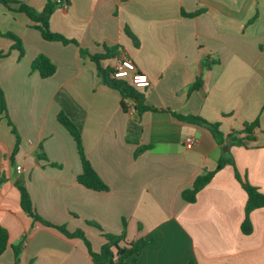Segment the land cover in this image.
I'll use <instances>...</instances> for the list:
<instances>
[{
    "label": "crops",
    "instance_id": "1",
    "mask_svg": "<svg viewBox=\"0 0 264 264\" xmlns=\"http://www.w3.org/2000/svg\"><path fill=\"white\" fill-rule=\"evenodd\" d=\"M17 1L41 12L50 0ZM198 10L204 13L182 16ZM50 27L91 53L119 46L117 57L103 65L114 68L127 55L148 76L146 104L159 111L142 116L139 140L153 148L135 158L136 146L127 142L133 109L123 111L120 94L103 85L76 45L45 41L25 14L0 4V29L21 38L25 49L20 60L13 42L0 35V52H8L0 61V87L20 139L12 163L17 136L0 114V226L9 233L0 264H15L12 245L21 242L20 264H93L83 241L23 212L18 178L41 217L70 232L82 230L95 252L105 243L103 234H122L125 222L129 242L154 240L137 264H264V208L251 214L254 230L244 235L247 195L233 166L218 171L195 203L182 196L228 152L240 175L264 193V0H63ZM39 55L57 67L54 76L31 71ZM198 78L203 87L188 95ZM61 111L79 128L108 192L77 182L82 165L58 121ZM172 112L219 123L225 137L256 121L259 128L247 148L224 151L207 129ZM187 138L194 148H187Z\"/></svg>",
    "mask_w": 264,
    "mask_h": 264
},
{
    "label": "trees",
    "instance_id": "2",
    "mask_svg": "<svg viewBox=\"0 0 264 264\" xmlns=\"http://www.w3.org/2000/svg\"><path fill=\"white\" fill-rule=\"evenodd\" d=\"M8 11L13 13L25 14L29 21L30 27L39 31L42 38L47 42H57L63 45H76L79 48V54L81 58L89 59L96 67L98 77L102 80L105 87L116 91L121 96V107L125 113H128L133 109L135 116L128 131L127 142L136 146L135 158H138L143 153L152 150V145H142L139 137L142 132L141 118L145 113L158 112L156 108H152L146 104L148 88H139L132 84L129 80L123 78H115V69L110 65L104 66L107 61L113 60L120 53L119 46L108 47L103 46V52L91 53L88 49L82 47V45L76 40H69L61 34L55 33L51 30L50 20L54 13L58 10L62 3L54 1H48L43 11L38 12L29 5L17 1V0H0ZM203 10H198L193 13L182 12V16L187 18H195L203 14ZM255 20V19H254ZM127 35L134 41L135 45H138L137 38L129 31L126 30ZM0 35L13 42L12 50H15L19 54L21 60L25 55V49L21 38L9 31H3L0 29ZM8 55V52H0V61ZM206 69L210 68V64L204 65ZM32 72H37L41 78L48 79L54 76L57 72V67L52 61L45 55H39L31 66ZM203 87L202 78H198L194 84L188 88V95H191L194 91H198ZM0 114H5L8 118V123L12 127L13 133L17 136V144L12 156V163H14V156L19 146V137L15 130L13 123L11 122L8 114V108L4 91L0 87ZM172 115L179 121L203 127L207 129L219 146L228 148L232 146L248 147L249 142L255 140V130L259 128V122L256 121L251 124H246L245 128L241 132H236L228 137H225L220 130L219 123H211L200 116H183L176 112H172ZM59 123L66 129L76 143L78 155L80 157L82 165V173L78 176L77 182L88 190L100 193H106L110 190L109 186L101 179L90 160L86 156L85 147L82 140V135L77 125L63 112L58 115ZM227 165L235 168L236 180L241 184L243 190L247 195V202L245 206V219L241 225V231L244 235H251L253 233V224L251 222V214L264 208V193H262L257 187L253 186L246 176H241L235 167V162L230 152L221 157L218 165L214 171L206 172L195 180L192 187L183 192V199L187 203H195L197 195L202 191L214 178L216 173L222 170ZM3 181H0V185ZM16 188L20 193V204L24 213H26L34 223H39L44 227L57 230L60 234L68 239H80L84 242L87 251L93 261V264H137L142 252L151 244L154 243L153 239H139L129 242L126 237V223L124 222V230L120 235L103 234L105 239L104 245L99 252H95L92 248V244L86 237L82 230L70 232L64 225H55L39 215L36 208L33 205L30 194L26 187L24 179H17L15 183ZM100 232L102 229L99 225L90 224ZM9 245V233L7 229L0 226V256L4 254ZM15 256V264H20L21 253L23 249L22 242L12 245Z\"/></svg>",
    "mask_w": 264,
    "mask_h": 264
},
{
    "label": "built area",
    "instance_id": "3",
    "mask_svg": "<svg viewBox=\"0 0 264 264\" xmlns=\"http://www.w3.org/2000/svg\"><path fill=\"white\" fill-rule=\"evenodd\" d=\"M57 3H62L63 0H57ZM115 78H123L129 80L132 84L139 88H150L151 81L147 75L142 74L138 71L135 63L127 56L122 55L118 58V61L114 67ZM195 140L193 138H187L185 144L188 149H192L195 146ZM18 174H21L23 169L21 166L16 168Z\"/></svg>",
    "mask_w": 264,
    "mask_h": 264
},
{
    "label": "water",
    "instance_id": "4",
    "mask_svg": "<svg viewBox=\"0 0 264 264\" xmlns=\"http://www.w3.org/2000/svg\"><path fill=\"white\" fill-rule=\"evenodd\" d=\"M54 2H57V0H54ZM135 118H137V117L135 116ZM224 151H228V148L225 147V148H224Z\"/></svg>",
    "mask_w": 264,
    "mask_h": 264
}]
</instances>
